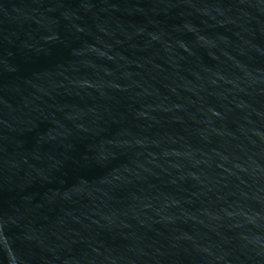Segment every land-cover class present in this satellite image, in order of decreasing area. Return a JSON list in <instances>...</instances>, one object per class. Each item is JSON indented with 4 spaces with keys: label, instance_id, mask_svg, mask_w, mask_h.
I'll return each instance as SVG.
<instances>
[{
    "label": "water",
    "instance_id": "1",
    "mask_svg": "<svg viewBox=\"0 0 264 264\" xmlns=\"http://www.w3.org/2000/svg\"><path fill=\"white\" fill-rule=\"evenodd\" d=\"M0 264H264V0H0Z\"/></svg>",
    "mask_w": 264,
    "mask_h": 264
}]
</instances>
